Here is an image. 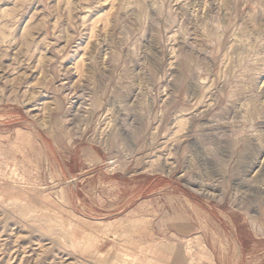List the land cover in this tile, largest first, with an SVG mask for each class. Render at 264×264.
Listing matches in <instances>:
<instances>
[{
    "label": "rangeland",
    "instance_id": "1",
    "mask_svg": "<svg viewBox=\"0 0 264 264\" xmlns=\"http://www.w3.org/2000/svg\"><path fill=\"white\" fill-rule=\"evenodd\" d=\"M127 262L264 264V0H0V264Z\"/></svg>",
    "mask_w": 264,
    "mask_h": 264
},
{
    "label": "bare ground",
    "instance_id": "2",
    "mask_svg": "<svg viewBox=\"0 0 264 264\" xmlns=\"http://www.w3.org/2000/svg\"><path fill=\"white\" fill-rule=\"evenodd\" d=\"M26 213V212H25ZM129 264V262H127ZM131 264V263H130Z\"/></svg>",
    "mask_w": 264,
    "mask_h": 264
}]
</instances>
